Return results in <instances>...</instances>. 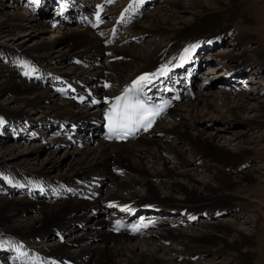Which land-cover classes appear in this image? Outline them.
I'll return each mask as SVG.
<instances>
[{
    "label": "bare ground",
    "instance_id": "bare-ground-1",
    "mask_svg": "<svg viewBox=\"0 0 264 264\" xmlns=\"http://www.w3.org/2000/svg\"><path fill=\"white\" fill-rule=\"evenodd\" d=\"M67 1L39 0L34 13H38V16L24 18L18 13H14L11 17L6 16V20L3 19L0 23V34L20 26L19 21H27L28 25L30 24L33 28L37 25L39 17L47 18V15H42V12L51 10V3H55L56 6L55 22L52 21L53 14L49 11L51 17L46 25L40 27L42 33L51 31L49 26L57 24V17L63 19L61 20L62 24H67L71 20L68 19L69 17H75V14L78 16L80 13V8L73 12V8L78 5L79 1L76 0V6H71L74 5L71 0ZM149 1L152 0L134 3L131 15H129L130 11H127L128 14H126V10L123 8L116 9L115 14L119 18H116L114 25L97 26L102 24L96 21V17H94L95 19H92L93 17L84 18L77 22L75 20L76 24L85 27L84 31L77 32L67 29V32L62 35L63 42H60L59 46L65 48L67 53H61L58 56V59L62 60V65L68 66L72 72L68 75L59 72V80L54 89H52L53 86H50L52 78L47 77L49 74L40 75L41 67L33 69L32 65L51 59L54 52L50 51V46L55 41L44 42L34 50L13 56L14 69H7L4 59L0 63V93L7 91L12 95L13 102L35 110L41 109L48 102L52 104L45 106L51 111L52 116L46 117L45 121L38 124L43 126L38 130H49L53 132L51 134L55 135L52 139L53 147L45 157L46 165L55 163L53 158L56 147H66L69 143L75 144L77 148L87 145L85 150H77L76 153L79 157L73 158V165H68L67 171L58 175L57 179L46 180L43 177V170L46 167L43 166L36 167V170L39 171L30 172L28 169L15 170L6 164H0V194L8 195L9 190L5 186L13 188L12 192L19 188H23L25 191L22 190V199L0 195V264H183L187 257H195L197 254L202 255L203 253H209L212 256L221 254L236 264H249L247 256L240 250L246 247L248 234L243 231L244 227L236 228L233 223L206 222L204 226V228L209 227L230 233L233 237L231 244L216 235L206 233L207 230L195 228L191 232L175 231L174 225H171L170 229L165 226L158 227L160 229L152 234V237L164 244L161 247L152 245V249L144 239H139L137 243L131 242L132 236L150 235L151 228L159 225L160 219L147 218L148 215L156 214L157 217H160V213L170 214L171 211H178L186 217V222H192L196 216L206 213L205 211L226 204L229 200L224 196L231 194L232 189L236 188L238 183L248 182L250 184L255 179L250 171H241L232 179L221 169L222 165L233 164L252 152V148L248 145L252 144L254 140L248 138L249 136L246 137L251 129L243 131L239 135H231L238 138L234 143L231 142L234 137L218 135L221 140L220 145L214 143L213 136L204 137L202 130L198 131L196 135L189 133L192 123L197 121L194 116L196 105L202 103L205 110V112L202 111L203 114H216L217 112V103L214 101L210 102L208 99L200 101V98H196V96L194 102L188 100L192 97L189 94L192 86L191 73L202 75V72L199 71L201 68L200 59L203 57L204 61H208L209 58L203 55L206 54V50L216 45L213 40H217L218 37L214 33V28L213 30L211 27L207 28L206 36L190 40L192 34L200 29L199 25L190 27V30H175L172 29V26L180 22L179 18L174 25L170 23L173 17L177 18L176 12H172L165 20L156 14H150L147 17L148 25L144 31L153 30L157 34H165L168 36L166 45L150 51H137L124 45L120 46L121 41H126L122 38L113 44L116 28L129 25L134 15H139L141 18L142 11L137 6L147 5ZM212 1L219 2L220 0ZM190 2H194V0ZM170 6L178 10L185 8L179 0H174ZM122 12L123 16H121ZM230 17L231 14L217 17L216 20L218 22L219 20L226 21ZM126 18V22L123 21ZM10 20L14 22L13 26H8L7 22ZM132 23V32H142L136 31L135 23ZM136 25L138 26V23ZM132 37H135L134 34ZM194 43L196 46L192 47L187 57L182 60L181 55L184 50L193 46ZM200 50H203L201 54ZM102 56L105 58V65L95 66ZM226 57H232V55L228 54ZM228 60L230 59L228 58ZM236 61H238L237 64L227 63L229 65L221 66L229 72L226 76L219 77V82L222 84L236 82L237 78L244 77L243 71L248 66L264 65V54L257 51L251 56H244L242 60L236 58ZM31 68L38 73L37 80L26 79L23 71ZM161 68L166 69L164 74L158 71ZM32 69L28 72H33ZM145 73L154 74L151 75L149 82L142 84L146 85L145 88L141 85L148 96L154 97V91L163 84L177 88V90L173 89V94L167 93L162 97L163 102L168 105L159 121L162 118L166 120L169 118L172 122L158 126L159 121H156L148 133L136 140L123 143L104 141L99 136L97 129L100 124V115L104 111V104L118 97L125 89L130 88L132 81ZM206 79L212 84L215 83L214 79L210 77ZM26 81H34L39 84L26 83ZM43 84H47L48 87ZM61 86L72 87L73 93L65 91ZM54 91L60 97L58 103L50 98H54L52 94ZM222 97L221 104L224 113L230 112L231 117H236L243 107L246 110L249 109L242 99H238L235 105H230L228 98ZM181 98L188 100H185L186 105L182 108L174 104L175 99L181 100ZM92 101L102 104L100 107L94 108ZM89 109L90 111H88ZM258 111L262 112L261 118H264V102L258 106ZM16 115L0 110V137L4 138L0 140V162L18 163L17 166L26 168L25 161L22 159L27 157L36 162L35 150L30 151L29 148H24L19 151L15 146L10 145V147L4 148L2 145L9 138L14 142L17 133L18 137L20 136L17 141H20L24 138L32 139L34 136L38 139V134L42 131H37L36 135L37 129L33 128V121L27 118L25 121L16 122L21 118ZM219 117L222 119L223 115L220 114ZM237 121V119L233 120L234 123ZM24 128L27 131L24 132ZM80 131L85 132L83 134L85 137L88 136L84 142L78 138L81 135L78 133ZM64 132H67L71 137L63 136ZM174 140L184 143L190 150L193 156V174L188 173L190 169L184 170L189 161L171 144V141ZM125 143L127 145L117 146ZM230 145L232 147H229ZM7 150L13 158L1 159L6 155ZM168 160L174 165L173 169L166 167L165 164L169 163ZM155 162L159 165L157 168H153L150 172L144 170L143 167L146 164ZM197 172H204L206 180L194 179L193 176ZM106 180L113 186V190L112 193L101 198L96 194L101 193V190H98L100 187L97 185L101 181L107 182ZM183 182L189 185L182 186ZM26 189H28V193H26ZM36 189L44 192L42 196H38L39 199H35L37 204H33L28 198L34 200L32 197H34ZM159 190L177 192L179 197L175 200L160 199L156 195ZM140 191L143 192L141 196L138 195ZM51 193H54L53 197L50 195ZM31 206L38 213L36 217L27 216L25 220L16 219L20 213L31 210ZM109 207H113V211H110ZM86 209L101 216L100 220L82 226L83 221H80L79 216H84ZM136 211L142 212L135 214L130 221L135 226V232L114 233L112 231L110 226L116 219L130 217ZM250 222L254 223L249 220V224ZM181 225H185L184 221L181 222ZM73 226L76 229H81L80 235L74 238L70 237L66 242H62L63 234H70ZM89 228L95 230V237L86 233ZM50 235L57 236L55 240L58 242L48 244L46 240ZM260 238L262 237L260 236ZM167 242L171 244L169 246L174 245V248L166 247L165 243ZM69 245H76L77 248L70 251Z\"/></svg>",
    "mask_w": 264,
    "mask_h": 264
},
{
    "label": "rangeland",
    "instance_id": "rangeland-1",
    "mask_svg": "<svg viewBox=\"0 0 264 264\" xmlns=\"http://www.w3.org/2000/svg\"><path fill=\"white\" fill-rule=\"evenodd\" d=\"M71 1L74 2L73 3L74 5L71 6H76L78 4L75 8H73L74 9L73 12L76 9L80 8L79 15L77 16L75 14V17L72 16L69 17L68 19L71 20L67 22V24H62L61 20L63 19L57 17L56 18L57 24L54 26L50 25L49 29H51V31L48 33H44V32L42 33L40 27L42 25L47 24V22L50 19L49 17H51L50 13L53 14L52 21H54L56 15L55 3H51L50 5L51 8L55 10L51 9L42 12V15L46 14L47 18L45 19L39 17L37 25L33 26V28H31L30 24L28 25L27 21H19L20 26L13 28L12 31L0 34V63H2V60L4 59V61L7 63V69H12V68L14 69L15 65H13L14 62L12 61L14 59L13 56L22 55L24 52L34 50L35 47H40L44 42L55 41L50 46V51L54 52L52 53L51 59L49 58L45 62L34 63L32 65L33 69H36L37 67L39 68L41 67L40 72L42 73H40V75L49 74V76L47 77L52 78V85L50 86H53L52 89H54L55 88L54 86L56 85V83H58L59 80L58 79L59 72L66 73L67 75L71 74L72 72L68 66L64 67L62 65V60L58 59V56L61 55V53L62 54L67 53L65 48H61L62 46L59 47L61 44L60 42H63L62 35L67 32V29H71L77 32H82V30L85 28L84 26H80L78 23L76 24L74 21L76 20L77 22V20H81L88 17H93L92 19H95L94 17H96V13L98 11L97 5H100L101 6L99 10L100 19L99 21L96 19V21L102 25H97V26H110L112 24L114 25L116 18H119L115 14L116 9L123 8L124 10H126V14H128L127 11H130L129 15H131V11L134 9V6H132L131 8L129 7L130 5L129 3H133L134 5V0H111V3L107 2V0H77L79 1V3L77 4H75L76 0H71ZM179 1L180 3H182V5L185 6V8L182 10L181 9L178 10L175 7L170 6V3H173L174 0H152L149 1L147 5L145 4L138 5L137 8L142 11L141 18L139 17V15L137 16L134 15V17L131 18V22L129 24L130 26L127 25V26H123L122 28H116V31L114 32L115 39L113 38L114 40L113 44L114 42H117L120 38H122L126 41H121L120 46L124 45L127 48L130 47L132 50L136 49L137 51H141V50L150 51L152 49H157L160 46L166 45L168 41L167 40L168 36H166L165 34L164 35L157 34L153 30L150 32L144 31L148 25L147 17L150 14H156L158 15L159 18L165 20L168 18V15H171L172 12H176L177 18L176 17H173L172 19L170 18L171 19L170 24L172 25L177 23L179 18L180 22L177 25L172 26V29L175 30H180V31H183L185 29L190 30V27L199 25L200 29H198L197 32L192 34L190 40L198 39L200 36H206L207 33L205 30H207V28L209 27H211L212 30L214 28L215 29L214 33H216L218 37L217 40H213L214 42H216V45H213L212 48L206 50L205 55L202 54L204 57L209 58L208 61H204L203 57H201L202 59H200L199 64L201 65L200 66L201 68L199 71L202 72V75L201 74L198 75L196 73H194L193 75V73H191L192 80L191 79L190 80L192 82V86L189 94L192 97H190L191 99L188 100L194 102L196 96V98H200V101H203L204 99H208L210 102L214 101L215 103H217L216 104L217 112L216 114L215 113L203 114L205 110L202 106V103L196 105L197 107L194 110V116L197 118V121L196 123L195 122L192 123V126L189 129V133L190 135H196L198 131L202 130L201 132L204 137L207 138L208 136H213L214 143L220 145L221 140L218 138V135L230 137L233 134L239 135L241 132L251 129V132L246 137L249 136L248 138H253L254 140L252 144L248 145L249 147L252 148V152L247 156H245L243 159L233 164H226L224 166L222 165L221 169L223 172H225L228 175V177H231L232 179L237 173L241 171H250L251 174L255 176L256 180L255 179L252 180L250 184L248 182L238 183L237 187L232 189L231 194H226L224 196V198L226 197L227 200H229L226 202V204L219 205V207L211 208L208 211H205L206 213L196 216L194 220L192 219L193 220V221L191 220L192 222L190 221L186 222L187 221L186 217L178 211H174V212L171 211L170 214L160 213L159 215L160 217H157L156 214L148 215L149 213L148 214L146 213L148 215L147 218L160 219L159 225L155 226L154 228H151L150 235L132 236L131 242L137 243L139 239H144L145 242L149 244L148 246L151 245L150 247L152 249L153 246L161 247L164 244L156 240L155 237H152V234H155L160 229L158 227L165 226L166 228L170 229L171 225H174L175 231L191 232V230L193 229L195 230V228L200 230L204 229L207 230L206 233L216 235L217 237L229 242L228 244H231V242L233 241V237L230 233H224L219 229H210L209 227L204 228L206 222L214 223L217 221H222L226 223H233V225L236 228H240L241 226L245 228L243 229V231L248 234L246 236L247 244L245 245L246 246L245 248H241L240 250L244 252V254L247 256V260L249 264H264V240H263L264 239V234H263L264 233V118L263 117L261 118L262 112L258 111V106H260V104L264 102V65L248 66L243 71L244 77L237 78L238 81L236 82H232L230 84H222L221 82L218 81L219 77L226 76V74H228L229 72V70L225 69L224 67H221L222 65L227 66L233 63L237 64L238 61H236V58L242 60L244 56L245 57L251 56L257 51L264 54V0H220L219 2L212 0H198V2H196V0H194V2H190L191 0L190 1L179 0ZM37 5L38 3H35L34 0H0V23L2 22L3 19L6 20L5 18L6 16L11 17L13 16L14 13H18L22 15L24 16V18H28L29 16H38V13L34 14L37 10ZM126 5L128 6L124 8V6ZM49 11L50 13H48ZM229 14H231V17L226 21L219 20L218 22L216 20L217 17H223ZM126 20L127 18L124 19L123 21L126 22ZM132 22L135 23L134 28H136V31H142V32H132L133 31V29H131L133 27ZM137 23L138 26L136 25ZM7 24L8 26H13L12 24H14V22L10 20L7 22ZM132 34H134L135 37H132ZM158 40L159 42H157ZM209 40L212 41L210 38ZM195 44L196 43H194L193 46H196ZM56 49L59 50V54H58V50L55 51ZM202 51L200 50V54L202 53ZM228 54H231L232 57L234 58L226 57ZM228 58L230 60H228ZM95 64H94L95 66H99V67L105 65V58L103 56L100 57ZM31 69L29 70L31 71ZM29 70L23 71L24 75L26 76V79L37 80L36 78L39 77L38 73L36 71L34 72V70L33 72H28ZM257 74L259 75L257 76ZM208 77L214 79L215 83L212 84V82L210 83L209 81H207L206 78ZM27 82L34 83L35 85L39 84L34 81L33 82L26 81V83ZM46 85L44 86L48 87ZM61 87L68 92H70V90L72 89V87H67V86H61ZM172 89L177 90L175 86H173ZM52 94L54 98L52 97L50 98L53 99L54 102L58 103L59 102L58 98L60 97L55 91ZM222 96H226V98H228L230 105H235L238 99H242L248 105L249 109L246 110L243 107L237 113L236 117H231L230 112L224 113V108L221 104L223 99ZM12 98L13 97L9 92L7 91L1 92L0 110L6 113L17 114L16 117H21L16 122L20 120L25 121L27 120V118L32 120L33 121L32 125L34 126L33 128L37 129L35 132L36 135H37V131L38 132L42 131V133L38 134L39 136L38 139L37 137L34 136L32 139L24 138V140H20V141H17V139H20V136L18 137L17 135L18 133H17L14 142L10 138L9 139L5 138L7 141L5 140V142L2 145L4 148L10 147V145L15 146L16 149L19 151H21L24 148H29L30 151L35 150L36 162L29 160V158L26 157L25 159H22V161H25L26 168L17 166L18 163H13V164L5 163L7 161L0 162V164H6L9 166V168L15 170L28 169V171L30 172L39 171L36 170V167L41 168L43 166L44 168L46 167V169L43 170L44 172L43 177L46 180L57 179V176L66 172L68 169V165L71 164L72 166L74 163V159L79 157L76 152H78L79 150L80 151L85 150L87 148L86 147L87 145L84 146L82 145L79 148L75 147V144H70V143L69 145H66V147L62 146L58 148L55 146L56 150L54 151L55 152L54 158L52 156V158L54 159L52 160L55 163L53 165H49V164L46 165L45 157L47 154H49L50 150L53 147L52 139L55 137V135L51 134L53 132H50L49 130L47 131L43 129L38 130L43 127L38 124L42 121H45L46 117L52 116L51 111H49L48 108H45V106L52 104L48 102L41 109L35 110L25 105L19 104L17 102H13V100H11ZM185 100L186 99L181 98V100H178L174 104L178 105L177 107L182 108L184 105H186V101H188ZM93 107L98 108L95 106ZM88 111H90V109ZM220 114L223 115L222 119L219 117ZM233 118H236L238 121L234 123L233 120L236 119ZM250 118L252 119L248 121ZM169 122H172V120H170L169 118L167 120L165 118L164 119L162 118V120L158 122V126L169 124ZM23 131L25 132L27 131V129L24 128ZM78 133L81 134L78 138L82 142L88 139V136L85 137V135H83L85 133L84 131L82 132L80 131ZM62 135L66 136V138L71 137V135H69L67 132L62 133ZM3 139H4L3 137L2 138L0 137V140ZM237 139L238 138L234 137L232 138L231 142L234 143L237 141ZM171 144L174 145L176 149H178L180 152H182L184 158H186L189 161L188 165H186L184 170L190 169L188 173L193 174L194 172L192 168L193 156L191 155L190 150L186 147L184 143L180 141L174 140L171 141ZM121 145L125 146L127 145V143L119 144L117 146H121ZM229 147L232 146L230 145ZM8 152L9 150H7L6 155L1 159L9 160L10 158H13ZM168 162L169 163L165 164L166 167L169 169H173L174 165H172L170 160H168ZM198 164L200 163L198 162ZM158 166L159 165L155 162V163L146 164L143 168L145 171L150 172L151 170H153V168H157ZM193 178L200 181L206 180L204 172H197V174H195ZM106 181L107 182L101 181L100 184L97 185V187H100V189L98 190L99 191L101 190V193L98 192L96 194H98V196L101 198H104L108 193H112L113 190V186L110 184V182L108 180ZM188 185H189L188 183H184V182L182 183V186H188ZM5 188L8 189L9 192L7 193L8 195L0 194L2 197L7 196L8 198H16V199L23 198L21 197L23 196V191H24L23 188H19L13 192H12L13 188H7L6 186ZM27 191L28 189H26V193H28ZM106 191L107 193H105ZM43 192L44 191H39L38 189H36L34 191V195H33L34 197L32 198L34 200L39 199L38 196H42ZM47 195L49 197V194ZM50 195L53 197L54 193H51ZM138 195L139 196L143 195V192L140 191ZM156 195L160 199L171 198L172 200H175L179 197V194L177 192L169 191V190H162V191L159 190ZM28 200L33 204H37V200L34 201L31 200L30 198H28ZM109 209L110 211H113V209L111 208ZM37 215H38L37 211H35L34 207L31 206V210L20 213L19 215L16 216V219L25 220L27 216L36 217ZM79 217H80V221H83L82 222V226H83L93 221L100 220L101 216L97 215L95 212L91 213L89 212L88 209H86L84 216L82 217L79 216ZM249 220L253 221L254 223L250 222L249 224ZM183 221L186 226L181 225V222ZM80 232L81 229H76L73 226L70 234L68 233L63 234L62 242H66V240L70 237L74 238L76 236H79ZM94 232L95 230L92 228H89L86 231V233H88L92 237H95ZM249 235L251 236L249 237ZM260 236L262 238H260ZM56 237L57 236L55 235H50L46 240V242L48 244L56 242L57 241L55 240ZM94 240L96 239L94 238ZM169 245H171L169 242L165 243L166 247L174 248V245L172 246ZM68 247L70 251L75 250L77 248L76 245H69ZM185 261L186 262L183 264H208L210 262L215 264H236L235 262L231 261L229 258L221 254L212 256L209 253H203L202 255L197 254L195 257H187V260Z\"/></svg>",
    "mask_w": 264,
    "mask_h": 264
},
{
    "label": "snow or ice",
    "instance_id": "snow-or-ice-1",
    "mask_svg": "<svg viewBox=\"0 0 264 264\" xmlns=\"http://www.w3.org/2000/svg\"><path fill=\"white\" fill-rule=\"evenodd\" d=\"M35 3H39V0H34ZM111 3V0H107ZM143 0H134V3H142ZM133 3H130L131 8ZM100 5H97L96 18L99 21V10ZM124 13H121L123 16ZM195 46H190L186 48L181 55V59H185L190 52L191 48ZM161 74H164L166 69H158ZM151 75L154 74H142L132 81V86L125 90L120 97H116L117 103L113 105L112 110L105 113V119L109 121L108 127L110 132L115 134L117 138L120 136H127L131 134L137 127H150L152 119L158 114L159 109H148L145 108L139 101L135 100L134 94L140 88L143 83L149 82ZM107 87V85H105Z\"/></svg>",
    "mask_w": 264,
    "mask_h": 264
}]
</instances>
